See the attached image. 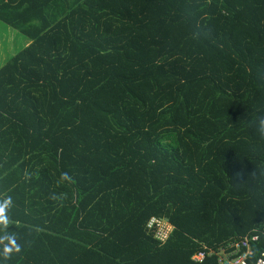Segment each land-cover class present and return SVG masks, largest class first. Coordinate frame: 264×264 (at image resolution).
<instances>
[{
    "label": "trees",
    "instance_id": "1",
    "mask_svg": "<svg viewBox=\"0 0 264 264\" xmlns=\"http://www.w3.org/2000/svg\"><path fill=\"white\" fill-rule=\"evenodd\" d=\"M21 37L0 65V264H220L245 239L257 264L264 0H0V41Z\"/></svg>",
    "mask_w": 264,
    "mask_h": 264
},
{
    "label": "built area",
    "instance_id": "2",
    "mask_svg": "<svg viewBox=\"0 0 264 264\" xmlns=\"http://www.w3.org/2000/svg\"><path fill=\"white\" fill-rule=\"evenodd\" d=\"M147 228L154 231V238L160 243H164L172 232V227L164 219L152 217L147 223ZM258 237H254L252 240L256 241ZM245 250L243 253L241 251ZM251 255L250 241L245 239L242 245L236 247V252L231 255H224L220 260V264H247V260ZM207 258L206 254H200L194 257V261L197 263L205 262ZM257 264H264V254L258 259Z\"/></svg>",
    "mask_w": 264,
    "mask_h": 264
},
{
    "label": "rangeland",
    "instance_id": "3",
    "mask_svg": "<svg viewBox=\"0 0 264 264\" xmlns=\"http://www.w3.org/2000/svg\"><path fill=\"white\" fill-rule=\"evenodd\" d=\"M14 34V32H13ZM11 39V38H9ZM17 39H22L23 43L18 44L16 47H12V44H8V47L5 45V41L2 40L0 41V65L4 66L6 65V63L9 61V59L11 58V56H13L14 54H16L17 52H19L20 50H22L25 45H24V41H26L25 37H21V38H17ZM16 39V40H17ZM10 45V47H9Z\"/></svg>",
    "mask_w": 264,
    "mask_h": 264
},
{
    "label": "crops",
    "instance_id": "4",
    "mask_svg": "<svg viewBox=\"0 0 264 264\" xmlns=\"http://www.w3.org/2000/svg\"><path fill=\"white\" fill-rule=\"evenodd\" d=\"M2 40L5 41V39H2ZM2 40H1V41H2ZM2 42H3V41H2ZM4 43H5V42H4ZM8 43L10 44V42H8ZM8 43H5V45H6L7 47H8ZM27 44H29V43H27ZM27 44H26V45H27ZM10 45H11V44H10ZM10 45H9V46H10Z\"/></svg>",
    "mask_w": 264,
    "mask_h": 264
},
{
    "label": "clouds",
    "instance_id": "5",
    "mask_svg": "<svg viewBox=\"0 0 264 264\" xmlns=\"http://www.w3.org/2000/svg\"><path fill=\"white\" fill-rule=\"evenodd\" d=\"M261 124L264 125V121H262Z\"/></svg>",
    "mask_w": 264,
    "mask_h": 264
}]
</instances>
